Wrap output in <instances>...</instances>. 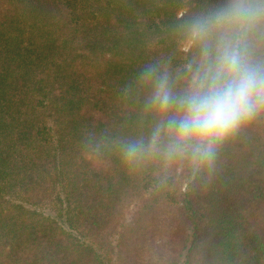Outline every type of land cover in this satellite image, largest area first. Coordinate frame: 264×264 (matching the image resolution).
<instances>
[{
  "label": "trees",
  "instance_id": "trees-1",
  "mask_svg": "<svg viewBox=\"0 0 264 264\" xmlns=\"http://www.w3.org/2000/svg\"><path fill=\"white\" fill-rule=\"evenodd\" d=\"M219 2L0 0V264H264V118L210 170L121 156L144 68L188 87L181 25Z\"/></svg>",
  "mask_w": 264,
  "mask_h": 264
},
{
  "label": "clouds",
  "instance_id": "clouds-1",
  "mask_svg": "<svg viewBox=\"0 0 264 264\" xmlns=\"http://www.w3.org/2000/svg\"><path fill=\"white\" fill-rule=\"evenodd\" d=\"M191 81L173 90L167 71L148 65V111L159 119L150 136L122 146V159L187 161L211 169L220 147L253 121L264 118V0H220L181 25Z\"/></svg>",
  "mask_w": 264,
  "mask_h": 264
}]
</instances>
